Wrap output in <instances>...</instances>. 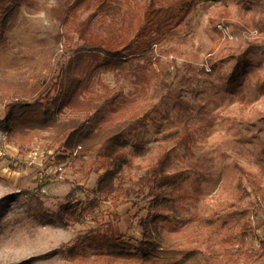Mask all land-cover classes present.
<instances>
[{
	"label": "rangeland",
	"instance_id": "rangeland-1",
	"mask_svg": "<svg viewBox=\"0 0 264 264\" xmlns=\"http://www.w3.org/2000/svg\"><path fill=\"white\" fill-rule=\"evenodd\" d=\"M106 2L120 9L125 20L116 25L134 40L150 0ZM224 8L229 16L216 31L211 17ZM91 16L96 30L102 24L113 27L110 17L107 24L102 21L98 4L67 18L58 0H26L15 28L0 38V264H77L61 250L96 227L100 214L116 216L123 233L137 243L141 221L158 212L163 218L156 235L168 251V264H264V258L225 259L221 241L233 224L223 227L216 216L237 199L235 184L242 177L251 193L244 204L250 208L248 218L264 219L256 192L264 187V0L200 1L161 43L138 54L121 48L122 66L98 77L110 91L104 92L96 80L90 110L56 112L52 127L31 131V142L9 137L5 120L10 104L45 101L61 70L85 53L74 25ZM242 57L247 63L238 66ZM210 58L223 64L221 74L212 72ZM91 60L85 57V62ZM243 69L247 73L235 94L226 75ZM98 109L104 129L122 130L110 144L130 160L119 173L118 191L102 198L99 209L80 224L65 228L47 223L46 215L67 202L98 195L103 160L94 164L90 151L70 155L54 142L65 123L88 121ZM77 154L90 165H74ZM61 155H68L64 164ZM164 155L168 171L178 177L164 189L165 199L155 203L149 189L127 196ZM263 241L261 230L249 238V247L258 250Z\"/></svg>",
	"mask_w": 264,
	"mask_h": 264
},
{
	"label": "trees",
	"instance_id": "trees-1",
	"mask_svg": "<svg viewBox=\"0 0 264 264\" xmlns=\"http://www.w3.org/2000/svg\"><path fill=\"white\" fill-rule=\"evenodd\" d=\"M26 0H0V38L11 32L17 25L22 4ZM67 18H77L82 12L89 11L98 4L103 13L102 21L107 24L108 18L113 26L106 29L102 24L95 29L93 16L85 21H75L74 31L83 41L85 53L78 54L67 67L63 68L52 85L45 101H36L27 107L14 102L7 109L6 126L8 136H19L25 142H31V131L48 129L56 123V112H62L67 108L78 110H90L95 96L94 85L97 83L104 92H109L98 77L100 74L122 66L120 51L126 50L127 54H138L147 51L155 44L161 43L169 36L174 35L179 27L191 14L193 9L202 0H174L164 2L162 0H150L144 16V24L134 33V40H129L127 32L117 27V22L125 20L120 9L108 4L106 0H58ZM216 2L218 0H205ZM229 9L217 10L211 17L213 28L218 31V25L224 18H228ZM107 31L106 35L104 31ZM122 48V49H121ZM121 49V50H120ZM214 52V49L212 53ZM91 56L92 60L85 62V57ZM212 72L221 74L223 64L210 58ZM247 59H238V66H244ZM246 69L233 71L227 74L233 93L238 94L244 82ZM239 76H242L239 78ZM183 92V90H182ZM82 97L83 100L79 99ZM115 111L116 107L109 106ZM55 109V110H54ZM102 115L98 109L94 117L88 121L73 119L60 128V133L54 138V142L61 144L65 152L74 155L77 151H90L93 162L103 160L105 172L97 180L96 192L98 195L88 198L85 202L69 201L61 206L56 213L47 214V223H53L65 228L80 224L85 215L94 213L101 205V199L113 197L118 186L116 181L124 166L130 164L127 154L121 152L110 141L115 140L121 129H104L101 125ZM3 122H0V126ZM59 163L67 162L68 155L58 157ZM73 164L82 167L90 165L80 155H75ZM178 177L168 171V156L160 157L157 163L148 169L135 184V187L127 193V196H139L146 189L149 195L154 197L155 203L167 196L164 189L177 183ZM237 199L229 203L226 210H218L216 216L220 225L229 228L228 234L221 241L224 249V258L238 261L253 262L264 258V241L258 250L249 247V238L259 231H264V219L251 220L248 218L250 208H245V202L251 197V193L244 187L243 178L239 177L235 184ZM261 204L264 206V187L256 190ZM156 210V209H154ZM153 213V212H152ZM151 214V213H150ZM163 218L159 212L153 218L148 217L141 221L143 228L142 239L135 243L123 233L116 216L100 214L97 226L90 228L79 237L66 244L62 248L63 255L77 264H168V251L162 249L157 239L159 221ZM235 249V254L231 251ZM178 262V261H177Z\"/></svg>",
	"mask_w": 264,
	"mask_h": 264
}]
</instances>
